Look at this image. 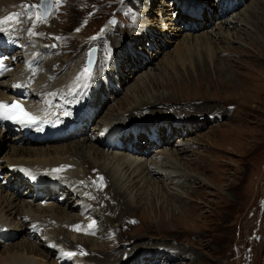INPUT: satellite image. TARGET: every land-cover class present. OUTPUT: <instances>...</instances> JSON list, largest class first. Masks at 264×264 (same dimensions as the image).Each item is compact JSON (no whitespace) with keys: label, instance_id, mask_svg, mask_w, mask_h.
Returning <instances> with one entry per match:
<instances>
[{"label":"rangeland","instance_id":"1","mask_svg":"<svg viewBox=\"0 0 264 264\" xmlns=\"http://www.w3.org/2000/svg\"><path fill=\"white\" fill-rule=\"evenodd\" d=\"M54 1L56 6L58 5L57 10L63 7L65 13L54 25L63 28L62 31L54 29L62 34L51 35L53 33L48 32L38 37L45 44L48 40L45 46L47 48L53 41L57 44L56 49H51L53 54L43 62L44 66L54 61L55 64L59 61L71 63L74 58L79 64L78 71L81 72L86 47L96 43L100 48L98 49L102 68L96 73L97 80L103 83L107 75L112 74V83L101 99L102 108L95 112L93 119L88 122V127L91 129L92 125L102 119L113 123L116 114L123 113L126 107L130 108L145 100L152 102L158 97L164 98L162 101L171 100L169 104L157 102L155 106L148 108L150 110L145 109L144 117L122 116L116 119V122L127 121L124 127L128 128L129 134L130 127L140 128L137 140L132 141L137 142L135 145L143 151L141 154L144 157H147L148 153L151 155L157 150H163L165 145L170 150L178 145V148L183 149L177 161L179 171L195 177V182L191 183L193 189L188 188L191 181H187L186 187H182L178 178L175 179L177 185H170L175 192L185 197L182 200L158 193L151 180L147 184L148 190H140V193L144 191L141 203L135 205V209L130 207L135 216L131 217L129 226L125 217L124 225L109 227L111 236L116 234L119 228L126 232V239L119 241L110 236V239H115L112 241L115 245L110 251L119 253L136 243H152L162 245V249L158 258H149V262L145 264H264V207L260 212L261 199L264 196V59L259 53L264 46V0H242L240 5L232 10V14V11L230 14L224 11L220 14L215 0H146V3L145 0H90V3L88 0ZM193 1L197 3L190 5L188 14L198 4L200 6L197 8L205 4L201 17L182 13L186 11L188 3ZM175 4L179 12L182 10L180 18L176 21L177 15L173 17V8H170ZM121 5L118 13L122 18L119 20L117 17V30L101 34L98 26L105 25L112 14L118 16L115 12ZM142 6L146 7L145 11ZM68 10L71 11L70 17L67 16ZM173 11L176 13L177 10L174 8ZM25 12L27 13L26 10ZM235 12L248 16L245 30L243 27H239L240 30L231 28V33H237L233 36L234 40L223 42L219 38L214 42V34L209 33L215 32V24L222 19L221 15L231 18ZM183 16L186 17L185 20ZM139 17L144 19L143 30L134 40L137 35L132 33L131 27ZM60 24L62 25L59 26ZM196 34L203 37H189ZM55 36L61 39H56ZM255 39L257 42L253 41ZM208 54L212 55L211 62ZM136 55L143 60L141 67H136L141 63L140 60H134ZM179 55L181 61L178 60ZM115 58L124 71V79L119 80L122 89L117 85V72L116 78L114 73H110L109 65ZM55 64L51 67L52 71L59 70ZM127 65L128 68H125ZM59 68L63 66L59 65ZM197 78L199 83H194L193 80ZM136 82L138 86L131 89L133 98H124L129 94L128 88L136 85ZM104 99L106 100L103 102ZM167 105L173 106L172 109L168 106V110ZM175 107L176 109H173ZM151 111H159L160 114L146 115ZM160 115L164 116L165 120H158L162 126L159 134L155 132L154 141L159 143L161 139L165 145L148 151L144 139L148 138L147 132H152L149 127L153 126L154 121L151 119ZM183 117L196 123L191 130L177 128L172 136L166 134L163 123ZM87 132L90 133L88 130ZM129 134H126V137ZM79 138L73 134L59 140L60 142L49 144L62 146L80 140ZM130 141L126 138L125 143ZM27 145L43 146L45 143L32 142ZM8 152V148H0V155H6ZM91 166L90 164L85 168L86 172L95 173V176L97 174V178L104 177L103 173L96 172L97 168L93 170ZM10 190L17 197L24 192L17 186ZM130 195H133V192ZM63 196L56 195L53 199L63 198L61 203H64L68 198ZM100 205L103 206L104 202ZM150 205L153 209L147 208ZM118 209L119 207L117 212H120ZM100 213L108 217L111 215L106 210H101ZM66 235L69 236L68 233ZM41 239L42 242H47L46 238ZM17 240L20 241L12 238L4 243H16ZM3 248L0 247V256L4 255ZM62 254V251L59 252L56 256L58 259L50 263L76 264L64 259ZM77 256L86 259L83 255ZM117 264L127 262L122 259Z\"/></svg>","mask_w":264,"mask_h":264},{"label":"bare ground","instance_id":"2","mask_svg":"<svg viewBox=\"0 0 264 264\" xmlns=\"http://www.w3.org/2000/svg\"><path fill=\"white\" fill-rule=\"evenodd\" d=\"M38 1L39 0H0V18L7 17L12 13H23L22 16L13 17L11 21H6L3 27L7 28L8 31L0 33V35H2L0 36V43H7L10 47L15 46V39H11L9 28L20 36V44H18L20 53H17L20 58L18 61L19 63L13 72L5 76L6 72L0 77V99L9 98L10 94L19 92V90L14 87L16 83L12 82L15 80L18 81L17 75L19 72H22L23 77L21 80L26 78L32 83L28 88L29 94L31 90L35 93L33 97L34 103L31 102L30 99L28 101L30 105L26 104L31 108V106L37 103V114L44 115L42 118L37 115L34 116L39 118L41 123L34 124L31 128L18 125V127H21V132L25 131V135L17 134L16 136H12V132L9 129L0 130V148L6 147L9 151L6 155L5 153L0 155V168L5 170L8 166L13 171H17L19 167L20 170L19 175L6 173L5 176L10 180H8L9 183H7V185L0 183V227H3L1 232L11 233L13 238L20 240H17L18 242L16 243L9 242L6 244H2L0 240V247H4L2 250L4 255L1 254L0 256V264H51L50 262L52 260L56 261L58 259L56 256H58L61 251L64 259H68L76 264H117V262L122 259L126 261L127 264H145L147 261L149 262V258H158L162 245L157 246L152 243H136L127 250H121L119 253L111 252L110 249L115 245L112 241L115 239L118 241L126 239V232L123 228H119V230L117 229L118 232L111 236L109 227L111 228L113 226V228H115L120 227V225L122 226V224L124 225L125 217L128 219L127 225L132 222L131 217L133 218L135 215H133V210L131 208L141 203L144 191L140 193V190H144L145 188L148 190L147 184L151 180L153 181V188L157 187L158 193H164L170 196V198L182 200V198L185 197L175 192V189L170 185H177L176 183L178 182L175 179L178 178L180 179L179 185L182 187H186V182L191 181L189 185H187L189 189H193L191 183H193V181L195 182V177L183 174L179 171L177 161L180 159L179 153H181L183 149L178 148V145L175 146L173 150H170L161 139L159 143H156L145 137V145L148 151L154 147L161 145L165 146L163 150H157L156 153H152L153 155L148 153L149 156L147 154V157H144L143 154H141L143 151L138 149L135 145L137 142L132 141V135L128 133V128L124 127L128 122H116V119L122 116L127 118H134V116L144 117L145 109L150 110L148 108L155 106L157 102L169 104L168 102L171 100L166 99V101H162L164 98L158 97L152 102H148L149 100L144 99L145 101L142 103L133 105L130 108L126 107L123 113L116 114L113 123H109L102 119L100 120L102 122L98 121V123L92 125L90 129V126L88 127V122L93 119L92 115L86 117L82 116L79 112L84 109L90 110L92 112L91 114H94L100 107L102 108L103 104L101 103V99L102 96L106 95L109 84L112 83V74L107 75V79H105L103 83L97 80L96 73L101 66L100 54H98L97 63L92 71L93 78L90 80L84 79L82 81L75 79L79 72V64L73 60L74 58L71 59V63L69 59L66 60L69 62L59 61L55 64L56 62L54 61L44 66L43 62L53 54V51L45 47L48 40H46L45 44V42L42 43L38 37H42L48 32L53 33L51 35H55L56 33L62 34V32H55L54 29H60L62 31L63 27H55L54 23H58L64 13V8L61 7L59 11L57 10L58 8H55L51 16L47 20L42 21L35 9ZM83 1L81 0V2ZM89 1L90 0H88V2ZM67 2L69 1L67 0ZM144 2L146 3V0ZM27 3H31L34 8L32 14H27L25 12ZM239 5L240 0H218L215 6L221 11L220 14L223 13V11L224 13L228 14L229 12L230 14V11L234 10ZM144 6H146V4ZM144 6H142L143 11L146 10ZM198 6H200V4H198ZM121 8L122 5L118 6L116 9L117 12H115L119 20L122 18H120L118 13ZM68 12L69 15L67 16L70 17L71 11L68 10ZM122 12L123 15H125L124 11ZM232 13L233 11L231 14ZM55 15L56 18H54ZM29 16L31 19H29ZM221 17L222 19L215 24V32L211 31L209 33L214 34V37L211 35L214 42L218 41L219 38L223 42L234 40L233 36L237 33H231V28L236 27L238 29L239 27H243V30H245L248 24L246 21L248 16L246 14H236L235 12L231 18H226L223 15H221ZM27 20H30V22H27ZM143 20L144 19L139 17L134 21L131 27L132 33L135 32L137 35L134 40L142 33ZM33 21H36L35 25ZM61 25L62 24L59 26ZM102 26L103 25L100 24L98 30L102 31ZM106 28L107 26L104 25L103 31ZM29 29H32V34H29ZM240 29L241 28L238 30ZM115 30H117V26L108 29L105 34H109ZM103 33L104 32L101 34ZM199 35L200 34H196L195 36L189 35V37L197 39L203 37V35ZM207 38L208 37H206V39ZM253 41L257 42V39ZM71 42H73V39ZM208 51L210 53V49H208ZM67 53L69 52L67 51ZM259 53L263 55V57L262 55L261 57L264 59V46H262ZM56 56L59 57L58 55ZM208 56L211 62L212 55L208 54ZM177 57L179 61L182 60L180 55ZM58 59L59 58H57V61ZM136 59L140 60V57L136 55L134 60ZM0 60H2V63L7 62L1 57ZM113 60L114 61H111L109 65L111 69L110 73H114L115 75L117 72L116 74L118 77L116 78L115 75L117 85L122 89L119 80L124 79V74L122 73L124 71H122V66L117 62V59L115 58ZM140 62L141 63H138L136 67H141L143 60H140ZM60 63H62V65ZM54 64L56 65V69L58 68L59 70L52 71L51 67L54 66ZM67 64L70 65L68 66ZM144 64H146V61ZM59 65L60 67L63 66V68H59ZM128 65L125 66V68H128ZM101 69L102 68H100V70ZM193 81H195L194 83H199L198 78ZM135 84L136 85L128 88L129 94L125 95L124 98H133L131 89H135L138 86L137 82ZM37 99L38 102L36 101ZM105 100L106 99H104L103 102ZM168 106H170V108L173 107L171 105H167V107ZM173 109H176V107ZM65 113L68 114L65 115ZM148 113L149 114L146 115L149 116L160 114L159 111H151ZM79 117H81L82 120H80L81 118ZM50 118L55 122H64L65 124L69 122L73 124L74 120H80V124L78 128L67 135L60 130L53 137H35L37 144L45 143L43 146H28L27 144L32 142L31 137L36 136V133L52 134L55 124L51 122ZM162 119L165 120L162 115L159 117L153 116L151 120H153L154 123L152 124L153 126L149 128L158 133L162 126V124H159L158 120L161 121ZM193 121H189L187 118L183 117L181 119L177 118V120L164 122L163 126H165L166 134L168 133L172 136L177 128L186 131L191 130L193 124H196ZM99 122L100 125H98ZM71 123L65 125V127H71ZM130 124H132V122ZM36 126H39V128L43 130H38L36 132L34 129ZM110 129H113L111 130L112 133H108ZM87 130L90 133H88ZM95 130L96 132H94ZM73 134L78 135L80 140L76 139L77 141L63 144L62 146L49 144L56 141L60 142L62 139L70 137ZM126 134H129L128 137H126ZM152 135L153 134H150V136ZM118 138L123 141L122 147H116L115 140ZM126 138H129V141L131 140L128 142L130 146H128V143H125ZM108 141L111 142L108 143ZM105 147L107 150H105ZM166 149H168L169 152H167L168 150ZM83 164L86 165L85 168H88L91 164V168L93 170L97 168L95 169L97 170L96 172L100 174L103 173L104 177H100L102 178L100 179L97 178V174L95 176V173L89 174L86 172ZM53 169H60V171L53 172ZM26 172H30L31 175L34 176L43 175L42 182L50 180L53 177L54 181L57 183L53 184L52 187L58 188L59 186L58 191L56 189L52 190L48 186H42L39 190L35 191V187L28 184L29 180L33 179H31ZM157 174L159 176H156ZM20 176H23L22 179H19ZM27 176H29V178H27ZM21 183H24L26 188L24 192L17 197L10 189L14 186L20 188ZM37 186L39 187V184H37ZM131 192H133V195H130ZM60 194H63L64 198L65 195L68 198L63 201L64 203H61L63 198L53 199L56 195ZM103 202L104 205L101 206L100 204ZM118 207L120 212H117ZM147 208L153 209V206L150 205V207L147 206ZM101 210H106L111 215L108 217L101 214ZM96 219L98 221H96ZM93 222H95L94 228L90 230L88 226ZM134 225L132 227H134ZM73 226H78V230ZM40 229L41 231L39 232ZM100 231H102V233H100ZM1 232L0 239L2 238ZM65 232L68 233L69 236L66 235ZM110 236L115 239H110ZM42 237L43 239L46 238V243L42 242ZM148 241L151 240L148 239ZM59 245L64 247H60ZM181 252L185 253L182 250ZM65 253H74V255L68 256L64 255ZM77 254L83 255L86 259L77 256Z\"/></svg>","mask_w":264,"mask_h":264},{"label":"snow or ice","instance_id":"3","mask_svg":"<svg viewBox=\"0 0 264 264\" xmlns=\"http://www.w3.org/2000/svg\"><path fill=\"white\" fill-rule=\"evenodd\" d=\"M43 6V0L42 4ZM32 5H26L25 9L29 10L32 8ZM23 13H12L7 17L0 18V33H3L5 31H8L7 28H4L3 25L6 21H11L13 17H19L22 16ZM29 19L31 17L29 16ZM19 22V21H17ZM115 21H110V23H114ZM34 25L36 21H33ZM79 31V29H77ZM29 34H32V29H29ZM56 39H61V37H56ZM0 64H2V61H0ZM81 77H83L85 80H90L92 78V72L91 69L85 66L84 69H82L81 73L77 74L76 80H79ZM21 85L17 84L14 85V87H20ZM68 113H65L67 115ZM0 120H10L13 123L19 124L21 127H28L31 128L34 124L41 123L39 118L32 116L30 113L26 112L21 105L17 104L16 102H8V101H0ZM37 130H43L41 128H38ZM53 172H58L60 169H53ZM27 175L30 176L31 179H35L34 175H31L30 172H26ZM102 179V178H100ZM94 223L90 224L88 227L89 229L94 228ZM78 230V226H73ZM64 255H74V253H65Z\"/></svg>","mask_w":264,"mask_h":264},{"label":"water","instance_id":"4","mask_svg":"<svg viewBox=\"0 0 264 264\" xmlns=\"http://www.w3.org/2000/svg\"><path fill=\"white\" fill-rule=\"evenodd\" d=\"M42 4V0L39 4V7L41 9V14L45 17L50 8H51V2L50 0H43V6H41ZM96 46H91L88 50H87V58H86V62H87V67L88 68H92V65H93V62L95 60V57H96Z\"/></svg>","mask_w":264,"mask_h":264}]
</instances>
